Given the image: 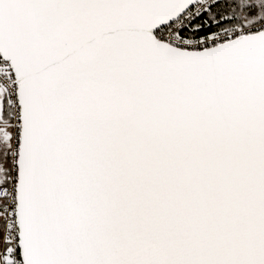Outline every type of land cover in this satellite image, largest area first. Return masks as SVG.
I'll use <instances>...</instances> for the list:
<instances>
[{"label": "snow or ice", "instance_id": "1", "mask_svg": "<svg viewBox=\"0 0 264 264\" xmlns=\"http://www.w3.org/2000/svg\"><path fill=\"white\" fill-rule=\"evenodd\" d=\"M0 264H264V0H0Z\"/></svg>", "mask_w": 264, "mask_h": 264}]
</instances>
